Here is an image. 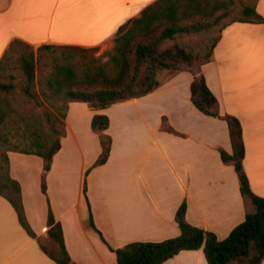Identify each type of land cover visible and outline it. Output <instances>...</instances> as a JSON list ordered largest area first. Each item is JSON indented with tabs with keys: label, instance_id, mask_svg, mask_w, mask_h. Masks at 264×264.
<instances>
[{
	"label": "crops",
	"instance_id": "obj_1",
	"mask_svg": "<svg viewBox=\"0 0 264 264\" xmlns=\"http://www.w3.org/2000/svg\"><path fill=\"white\" fill-rule=\"evenodd\" d=\"M158 1L0 0V61L15 39L36 49L77 46L107 53L114 49L120 28ZM257 11L264 17V0H258ZM203 73L222 115L242 124L245 171L252 191L264 197V24L228 23ZM160 79L162 85L153 93L104 110L70 103L67 135L46 178L47 196L41 190L43 160L8 153L11 176L22 186L34 232L52 243L49 199L76 264H117L109 245L178 237L175 217L184 202L188 222L219 240L254 212L241 195L234 167L221 160L220 149L232 151L226 122L193 106L189 73L162 72ZM98 114L110 118L113 147L108 162L88 172L101 153L91 128ZM164 117L179 135L162 131ZM85 186L95 226L106 243L90 226ZM0 264H57L27 234L1 195ZM164 264L208 263L201 249L183 251Z\"/></svg>",
	"mask_w": 264,
	"mask_h": 264
},
{
	"label": "trees",
	"instance_id": "obj_2",
	"mask_svg": "<svg viewBox=\"0 0 264 264\" xmlns=\"http://www.w3.org/2000/svg\"><path fill=\"white\" fill-rule=\"evenodd\" d=\"M257 2L159 0L140 18L120 28L107 62H102L100 48L44 45L36 49L20 39L11 42L0 61V195L12 205L23 229L37 240L49 258L57 264H76L67 251L63 227L57 222L49 199L48 235L56 250H50L34 232L26 215L22 186L11 176L8 153L35 155L43 160L41 190L47 196L46 178L67 135L65 120L70 103H86L96 110H104L153 93L162 85L161 72H186L192 76L193 106L203 115L227 124L232 151L220 149L221 160L234 167L241 195L252 203L254 212L248 213L245 221L226 239L219 240L214 233L188 222L184 202L175 217L181 232L178 237L162 242H135L119 248L109 245V248L115 253L117 264H164L183 251L201 249L208 264L264 262V197L252 191L245 171L243 127L236 117L222 115L219 100L203 73V66L212 59L228 23L221 27L209 49L200 54L180 42L185 36L209 31L234 13L239 17L229 23L264 24ZM15 69L20 72V85L4 82V79H16ZM21 100L29 106L28 110L20 107ZM110 124L107 115L98 114L92 120L91 128L99 138L101 153L88 172L105 165L110 158L113 147V138L108 132ZM11 126H18L20 132L10 130ZM162 131L178 134L166 117ZM84 196L90 210V226L106 243L95 226L86 186Z\"/></svg>",
	"mask_w": 264,
	"mask_h": 264
},
{
	"label": "rangeland",
	"instance_id": "obj_3",
	"mask_svg": "<svg viewBox=\"0 0 264 264\" xmlns=\"http://www.w3.org/2000/svg\"><path fill=\"white\" fill-rule=\"evenodd\" d=\"M235 17L237 18V17H239V15L237 13H234V14L231 15V17H228V18L222 20L220 22V24L214 25L213 28L210 29L209 31L201 32V33H196V34H193L191 36H185L184 38H182L180 40V42L182 44H184L185 46H187L190 50H193L194 52L200 54L201 52L209 49V47H210L213 39L219 35V31H220L221 27L223 25L229 23ZM112 51H109L107 53H102L100 51V54H103V60H102V62H107L109 60V54ZM12 65H13V68H16L15 60L12 61ZM14 74L16 75V79L15 80L4 79L3 81L4 82H13V83H16L17 85H20V78H19L20 72L15 69ZM20 107L23 110H28L29 109V106L26 105V103L24 102V100L23 101L21 100ZM10 130H12L14 132L15 131L20 132V128L18 126H11L10 127ZM0 150H2V149L0 148ZM45 244L47 245V247L50 250H52V251H55L56 250V248L54 247V245L52 243H49V242H46L45 241Z\"/></svg>",
	"mask_w": 264,
	"mask_h": 264
}]
</instances>
